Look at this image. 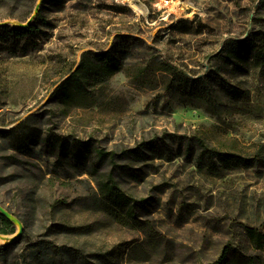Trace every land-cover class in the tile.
<instances>
[{
  "label": "rangeland",
  "instance_id": "1",
  "mask_svg": "<svg viewBox=\"0 0 264 264\" xmlns=\"http://www.w3.org/2000/svg\"><path fill=\"white\" fill-rule=\"evenodd\" d=\"M38 1L35 31L18 36L16 53L0 48V128L31 116L27 124L42 137L50 130L89 147L86 164H76L41 142L28 153L12 149L0 135V204L24 226L15 248L63 243L70 251L59 264H96L99 252L115 248L120 258L99 263L207 264L228 241L242 240V224L264 231V167L201 162L195 140L244 153L264 146V65L223 58L229 40L264 30V0H0V14L26 21ZM116 43L124 45L115 52L121 70L66 103L50 97L83 52ZM162 61L199 82L179 84ZM97 148L115 153L99 172L146 198L135 211L154 232L98 208ZM58 222L88 228L54 233L49 226Z\"/></svg>",
  "mask_w": 264,
  "mask_h": 264
},
{
  "label": "trees",
  "instance_id": "2",
  "mask_svg": "<svg viewBox=\"0 0 264 264\" xmlns=\"http://www.w3.org/2000/svg\"><path fill=\"white\" fill-rule=\"evenodd\" d=\"M63 1V0H61ZM26 16V15H25ZM36 19H41L40 17ZM14 18L16 21L25 22L23 16H18L14 13L0 14V18ZM37 26L32 20L25 27L15 25L1 24L0 25V48L11 53L17 52L18 36L31 35ZM28 39H30L27 36ZM22 45V44H21ZM27 48L30 46L24 44ZM25 49V47H23ZM114 49V52L112 51ZM21 50L22 49L21 46ZM111 49L100 53L83 52L81 59L76 69L68 76L63 78L53 89L50 97L58 103H66L73 99L75 93L85 91L88 86H94L97 83H105L108 78L115 72L122 69L123 65L121 58L115 52L124 50L123 43H116ZM223 58L227 63H232L235 66H241L240 63L247 62L250 58L253 63L264 65V30H254L242 39L229 40L226 49L223 53ZM166 70L177 75V82L185 84L190 79L194 82H199L198 78H191L184 73L177 71L174 65L167 61H162ZM174 81L170 79L165 85V92L173 88ZM226 89L233 92L236 88L232 85H227ZM31 116L16 122L8 128L1 129L0 135L8 139L9 146L12 149H19L24 153H28L31 147L41 142L43 145L56 147L62 154L68 155L73 163L86 164L85 150L89 145L86 141L77 138H68L51 133L50 130L45 131L42 137L40 129L30 126L28 123ZM199 152L197 158L201 162L210 161L212 164H217V161L222 166H243V167H264V146L256 149L252 153H244L242 150H220L211 147L203 138L195 137ZM189 149V147H187ZM97 161L91 165L95 174L94 182L96 190L94 198L98 208L107 216L112 218L118 224L135 228L138 230H149L154 232L152 225L147 221L140 219L135 211L138 205L144 206L146 198H135L127 193L113 177L111 171L99 172L98 168L102 161L109 160L114 164L115 153L106 151L102 148L94 150ZM215 159V160H214ZM61 203V201H58ZM10 213L18 217L9 208H6ZM52 232L59 234L81 233L86 232L88 226H72L65 223H53L49 226ZM15 231L14 225L0 214V233L11 234ZM241 239L235 238L224 244L217 258L207 264H264V231L260 226L241 225ZM23 236V234H22ZM21 236V237H22ZM241 241L245 242L251 251L244 248ZM18 240L0 245V262L3 264H59L68 254L70 249L65 244L50 241L32 242L28 247L22 248L20 251L16 249ZM76 257L84 259L81 253L76 252ZM120 258L118 248L106 252H99L97 261H108L112 256Z\"/></svg>",
  "mask_w": 264,
  "mask_h": 264
},
{
  "label": "water",
  "instance_id": "3",
  "mask_svg": "<svg viewBox=\"0 0 264 264\" xmlns=\"http://www.w3.org/2000/svg\"><path fill=\"white\" fill-rule=\"evenodd\" d=\"M39 5H40V2L38 1L34 6L33 13L28 17V19L25 22H19L16 20H9V21L1 22L0 25L10 23V24L18 26V27L27 26L33 20V18L36 16V14L39 10ZM0 214L2 216H4L7 220H9L16 227L15 231L11 234H1L0 233V239L4 240V244H1V245L10 244V243H13V242L19 240L21 238V236L23 234V230H24V226H23L22 221L18 217H16L12 213H10L2 204H0Z\"/></svg>",
  "mask_w": 264,
  "mask_h": 264
},
{
  "label": "bare ground",
  "instance_id": "4",
  "mask_svg": "<svg viewBox=\"0 0 264 264\" xmlns=\"http://www.w3.org/2000/svg\"><path fill=\"white\" fill-rule=\"evenodd\" d=\"M3 243H4V240H1V239H0V244H3Z\"/></svg>",
  "mask_w": 264,
  "mask_h": 264
}]
</instances>
